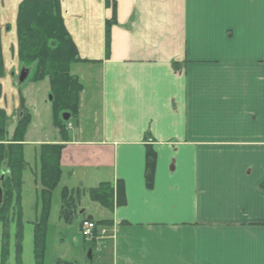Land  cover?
<instances>
[{"label": "crops", "instance_id": "crops-1", "mask_svg": "<svg viewBox=\"0 0 264 264\" xmlns=\"http://www.w3.org/2000/svg\"><path fill=\"white\" fill-rule=\"evenodd\" d=\"M23 1L0 0V108L16 121L25 99L27 156L64 145L71 188L113 183L114 208L103 211L111 236L98 252L110 264H264V0H61L89 61L73 68L85 88L70 141L56 129L30 139L35 91L19 83Z\"/></svg>", "mask_w": 264, "mask_h": 264}, {"label": "trees", "instance_id": "trees-1", "mask_svg": "<svg viewBox=\"0 0 264 264\" xmlns=\"http://www.w3.org/2000/svg\"><path fill=\"white\" fill-rule=\"evenodd\" d=\"M109 2V0H106ZM114 20V18H112ZM108 27L110 22H108ZM18 54L22 69L28 71L25 82H49V102L52 107L53 123L63 141H70L66 131L64 113L78 122L80 94L84 83L73 73L77 64L89 62L79 57L76 46L69 35L62 17L61 0H24L17 17ZM107 54L110 50L109 29L106 32ZM4 76V66L0 35V78ZM1 90V87H0ZM17 120L10 118L0 108V225L1 264H8L9 229L17 226L15 264H22V238L24 220V187L26 173L31 174L36 192L34 224L35 264H44L47 230L52 214L54 192L61 187L60 217H68L78 212V205L87 196L102 211H112L115 204L114 185L102 182L95 188H70L62 185L65 168L62 165L61 144H42L29 158L26 153V135L32 123V115L20 97ZM14 126L13 133L10 132ZM156 155L148 150L145 178L148 187L153 186ZM125 203L123 192L117 187L116 204ZM98 226H110L109 219H97ZM55 264H73L59 260Z\"/></svg>", "mask_w": 264, "mask_h": 264}, {"label": "rangeland", "instance_id": "rangeland-1", "mask_svg": "<svg viewBox=\"0 0 264 264\" xmlns=\"http://www.w3.org/2000/svg\"><path fill=\"white\" fill-rule=\"evenodd\" d=\"M32 82H27L25 85H30ZM33 89L35 91V114L36 121L34 128L32 129L30 139H37L39 136L41 138L53 137L56 131L59 133L58 129L53 123L52 107L49 102V82L45 80L40 83H32ZM25 100V99H24ZM26 106V102H25ZM27 110L28 107L26 106ZM31 113V112H30ZM32 115V113H31ZM80 117V113H79ZM17 120V119H15ZM33 121V116H32ZM65 121V120H64ZM78 122L72 117L68 121L73 125V130L68 127L66 123V131L73 132L75 127L78 126ZM32 124V123H31ZM68 127V128H67ZM13 128V127H12ZM11 128V129H12ZM71 132V133H72ZM71 139V136H70ZM34 147V146H33ZM28 148V149H32ZM28 160L31 156L28 150ZM32 175L26 173L25 176V187H24V220L23 225V238H22V264H35L34 257V220L33 215V203L36 201L35 186L33 185ZM108 178V177H107ZM68 186H74L78 184L77 181H67ZM76 182V183H75ZM67 184V183H66ZM89 185L91 183H88ZM88 185V186H89ZM69 186V187H70ZM83 186V187H82ZM77 185V187L87 188V184ZM26 190V193H25ZM60 193L61 187L54 192L53 196V206L52 214L47 230V240L45 248V258L44 264H55L59 260L72 262L73 264H110L109 258H104L101 253L98 252L95 244H90L84 240L80 231V221L83 218L94 216L96 219L104 218V212L97 205V203L89 200L87 196H84L81 200L80 206L78 205V212L70 214L68 217H60ZM2 228V225H0ZM0 228V247H1V232ZM9 237V249L10 256L8 264H15V251H16V233L17 226L15 224L11 225ZM2 263V258H0V264Z\"/></svg>", "mask_w": 264, "mask_h": 264}, {"label": "built area", "instance_id": "built-area-1", "mask_svg": "<svg viewBox=\"0 0 264 264\" xmlns=\"http://www.w3.org/2000/svg\"><path fill=\"white\" fill-rule=\"evenodd\" d=\"M83 235L88 239L92 240L94 238L99 239L100 237L106 234V231L103 229L99 232V235H95L96 231V224L91 220H85L83 222Z\"/></svg>", "mask_w": 264, "mask_h": 264}, {"label": "water", "instance_id": "water-1", "mask_svg": "<svg viewBox=\"0 0 264 264\" xmlns=\"http://www.w3.org/2000/svg\"><path fill=\"white\" fill-rule=\"evenodd\" d=\"M28 77V71L23 69L22 70V73L20 75V82H24L25 79ZM64 119L67 121L69 118H70V114L69 113H65L63 115ZM1 193V192H0Z\"/></svg>", "mask_w": 264, "mask_h": 264}]
</instances>
